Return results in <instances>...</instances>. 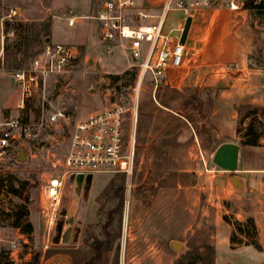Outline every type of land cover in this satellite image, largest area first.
<instances>
[{"label":"rangeland","instance_id":"obj_1","mask_svg":"<svg viewBox=\"0 0 264 264\" xmlns=\"http://www.w3.org/2000/svg\"><path fill=\"white\" fill-rule=\"evenodd\" d=\"M228 1L221 0L225 5ZM4 3L6 15L0 18V27L6 29L8 21L11 25L0 37V117H24L37 134L34 143L21 144L25 160L18 159L21 147L0 158V234L20 237L16 243L24 249L28 262L19 264H28L37 255L41 261L64 247V211L75 212L70 244L66 247L74 251L77 264H174L189 251H204L207 246L214 247L216 264H264V113L260 111L264 108V7L241 10L234 23L246 70L229 73L234 77L243 74V80L230 79L226 87L196 96L186 93L191 104L185 116L193 117L197 128L210 129L211 140L218 135L217 143L233 141L239 145L238 170L250 172L220 169L214 163L218 147L213 143L204 146L200 142L198 146L196 142L193 147L192 134L181 130L179 118L154 101L152 78L146 76L139 107L148 115L145 123L150 124L143 132L136 128V169L129 204L142 216L133 219L131 209L126 213L124 176L100 174L95 176L87 197L84 191L76 192L74 180H67L59 219L50 230L43 218L46 186L59 172L52 162L66 154L71 125H50L49 116L62 110L77 121L102 109L112 101V88L134 84L140 68H129L122 51L113 55L104 52L100 24L95 20L100 0ZM13 8L18 9V15L8 18ZM69 15L82 19L69 27ZM176 35L181 36L182 32ZM48 44L71 45L77 49L78 58L68 74L50 78L44 88L32 87L31 95L23 97V88L13 74L30 69ZM58 83L61 86L56 90ZM200 101L202 108L196 109ZM163 127L174 131L170 141L173 147H179L174 158L163 159L157 152ZM249 129L259 137L249 140ZM178 157L186 159L180 161ZM233 176L244 180L242 189L232 182ZM160 186L168 189L161 195L166 206L173 208L177 198L178 225H173L171 231L163 227V237H141L149 233L143 231V217L148 211L152 213ZM170 234L172 237H168ZM108 241L99 251L98 242Z\"/></svg>","mask_w":264,"mask_h":264},{"label":"built area","instance_id":"obj_2","mask_svg":"<svg viewBox=\"0 0 264 264\" xmlns=\"http://www.w3.org/2000/svg\"><path fill=\"white\" fill-rule=\"evenodd\" d=\"M247 1L229 0L227 4L232 10L241 11L246 9ZM146 2L100 0L95 17L100 24L104 52L113 55L122 51L129 68H140V75L134 84L115 85L109 104L77 121L62 110H56L49 116L50 125H71L66 154L52 162L53 168L59 172L50 178L46 186L43 218L50 230L59 219L62 191L71 176L123 175L126 181L125 207L129 208L136 169V125L144 79L150 76L156 90L166 70L170 66L181 65L184 55L181 38L175 41L171 34L164 31L166 17L170 12L179 10L188 18L196 10L213 5V0H166L161 9H154ZM253 7H264V0H253ZM18 12L17 8H13L7 17L13 18ZM80 19L82 17L69 15L67 25L74 27ZM78 55L77 49L71 45H46L43 55L35 59L30 69L13 74L23 88V97L31 95L32 87L44 88L50 78L68 74ZM36 138V128L24 117L11 116L1 121L0 158L18 151L23 143H34ZM33 149L39 150L34 146ZM52 157H55L54 154Z\"/></svg>","mask_w":264,"mask_h":264},{"label":"crops","instance_id":"obj_3","mask_svg":"<svg viewBox=\"0 0 264 264\" xmlns=\"http://www.w3.org/2000/svg\"><path fill=\"white\" fill-rule=\"evenodd\" d=\"M165 1L166 0H147L146 4L154 9H161ZM4 12L5 3L4 0H0V18L6 15ZM241 13L242 11L232 10L228 4L225 5L221 0H213V5L211 7L196 10L192 16L191 26L184 44V55L181 65L170 66L166 70L161 84L153 92L154 101L163 110L179 118L181 130L185 129L192 134L190 140L193 147L196 142L198 146H200V142H202L204 146L205 144L211 145V143H213L217 145L218 148L224 143H235L233 141L217 143L216 138H219L218 135L213 136L211 140L210 136L212 131L206 127H202L201 129L197 128L195 122H190L186 118L185 111L191 104L190 101L187 102L188 94L189 96L197 95L206 90L226 87V83L229 82L230 79L235 82L243 80V74L234 77L229 73L230 71L238 72L239 70H246L241 38L234 30V23ZM186 20L187 17L182 11H172L166 17L164 31L171 34L176 41V39L182 36H177L176 33L183 32ZM5 32L8 31L0 27V37L3 34L5 35ZM172 91H177V94L173 95L171 99ZM159 93H162V95H160L161 97L164 93L169 94V98L167 99L171 101L170 106H165L166 104L164 101L161 98H157V94ZM223 93L225 92L223 91ZM159 100H161V103ZM144 113L146 114L145 111ZM149 114H152V111ZM3 120L4 119L0 117V122ZM149 124L147 126L145 123L140 132L148 129ZM165 128L166 127H163L161 134L158 135L157 152L159 153V157L163 159L164 157L165 159L167 157L174 158V156H178V153L175 152H177L176 149L179 147H173L174 145L170 141L175 136L174 131L172 132V130ZM193 156L194 155L191 154V158ZM178 159L180 161H185L186 158L178 157ZM175 168L179 169L178 166H175ZM180 169L186 171L184 168ZM237 172L250 171L238 170ZM94 180L95 176L93 177L92 185ZM239 185L240 190L244 186L243 179H241ZM100 189L99 191H103L105 187ZM158 190L159 196L155 198L157 201L152 209V213L148 211L143 217V221H146L143 231L149 233L147 235L143 233L141 237H163V227H169L171 231L173 225H178L177 198L173 201V208L171 205L166 206L161 195L166 194L168 189L160 186ZM174 190H177V188H174ZM130 209V207L127 208V215L130 213ZM140 216H142L140 211L133 206L131 209V217L134 219L135 217L140 218ZM159 220L161 222H159ZM168 237H172L171 234ZM19 238L20 237H7L4 234H0V251H8L9 255L7 260L12 261L14 264H19V262L22 263L23 261L25 263L28 262V256L25 254L24 249H21V245L16 243V240ZM69 244H62L64 247L59 248L57 252L51 254L49 257L42 258L40 264H77L74 251L66 247ZM12 245H16V247L13 248Z\"/></svg>","mask_w":264,"mask_h":264},{"label":"water","instance_id":"obj_4","mask_svg":"<svg viewBox=\"0 0 264 264\" xmlns=\"http://www.w3.org/2000/svg\"><path fill=\"white\" fill-rule=\"evenodd\" d=\"M192 16H189L186 20L184 30L182 32V36L180 39L181 44H185L191 22H192ZM61 84L58 83L56 85V90L60 88ZM239 158H240V146L235 143H224L222 144L214 155V163L222 170L227 172H237L239 167ZM20 161H23L26 159V154L24 149L21 147L20 149V155L18 157ZM93 175H88L85 177L84 175L80 174L76 177L71 176V180L75 181V190L78 194H80L82 191H84V195L87 197L93 181ZM232 182L235 185H239V178L237 176L232 177ZM62 215L66 218L65 220V227L62 233L61 237V244H69L70 243V237L72 234V228L75 221V212L74 211H64ZM176 247V245L174 246Z\"/></svg>","mask_w":264,"mask_h":264},{"label":"trees","instance_id":"obj_5","mask_svg":"<svg viewBox=\"0 0 264 264\" xmlns=\"http://www.w3.org/2000/svg\"><path fill=\"white\" fill-rule=\"evenodd\" d=\"M253 8V0H249L246 3V9H250ZM10 22H6L5 24V31H9L10 30ZM160 90V88H159ZM211 90H206V92H210ZM160 94V93H159ZM159 94H157V98H161L164 103L166 104L165 106H170V100H168L167 98H169V94L168 93H164L163 96L161 97ZM177 94V91H172L171 93V99L173 98V95ZM196 96V95H194ZM202 102L200 101L199 104H197L196 109H200L202 108ZM210 104V101H209ZM261 112L264 113V108L260 109ZM148 115L144 113V109L142 107H139V116H138V126H137V130L141 131L144 127V119L145 117H147ZM186 118L190 121V122H194L195 120L193 119V117L191 116H186ZM202 118H205V116H203ZM148 126V124H146ZM248 137L250 138L249 140H251V138H253L254 140L257 139L259 137V134L257 132H254V130L249 129V134ZM249 144V143H248ZM122 206L123 203L121 202L118 205V209L121 211L122 210ZM99 246H98V250L100 251L101 248L105 245V244H109L110 242L108 241L107 243L105 242H98ZM109 245H107L108 247ZM8 255L9 252L6 250H2L0 251V264H10L8 259ZM51 254H48L47 257H49ZM216 252L214 247L212 246H207L204 248V251H201L199 249L196 250H192L189 251L188 253H186L185 255H183L182 257H180L179 259L176 260V262L174 264H216L215 261V256ZM28 264H40V255H37L35 257H33V259H31V261Z\"/></svg>","mask_w":264,"mask_h":264}]
</instances>
